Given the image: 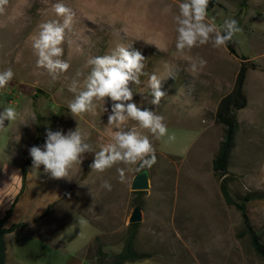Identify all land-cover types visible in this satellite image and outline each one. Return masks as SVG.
I'll return each mask as SVG.
<instances>
[{
	"label": "rangeland",
	"instance_id": "374dc122",
	"mask_svg": "<svg viewBox=\"0 0 264 264\" xmlns=\"http://www.w3.org/2000/svg\"><path fill=\"white\" fill-rule=\"evenodd\" d=\"M214 1L217 5L207 10V17L218 27H222L225 19L237 20L240 31L233 35L232 43L239 57L244 56L249 63L258 66L256 81L251 86H255L257 101L264 102V0H247L245 3L242 0ZM56 2L0 0V70L11 67L15 73L9 85L0 89V110L14 107L20 113L17 120L5 121L6 127L0 128V142H9L11 149L12 143L17 144L20 140L26 143L32 140L34 143L37 135L33 126L43 139L44 127L49 125V121H71L67 107L74 96L68 91L71 77L78 70L88 71L84 66L89 57L110 54L118 44H134L145 56V75L141 76L142 85L135 89L141 93L134 95L133 99L138 105L164 116L168 132L164 137L156 138L147 129L137 128L141 134L149 136L155 149L156 163L140 171L135 170V165L119 163L118 168L127 167L129 170L124 181L120 180L118 173L117 181H112L113 185H118L120 189L122 183L129 185L134 175L146 171L150 188L142 196L147 200L143 204L146 212L143 225L147 229H156L152 222L166 221L177 225L179 215L176 211L181 209L193 212L190 218L198 221H205L211 216L217 219L222 215L228 217L229 224L227 230V224H224L223 233L215 231L214 264H264L252 248L240 213L235 207L220 201L218 181L212 168L225 133V127L216 118L218 106L233 89L240 60L231 55L225 46L214 47L211 43L194 47L191 52L181 55L175 48L174 16L178 12V0H64L75 13L72 27L66 32L62 45L63 58L69 61L71 67L59 79L52 80L44 69L36 66L37 56L30 37L38 33L41 23L51 19L62 20L53 10ZM187 55L204 58L207 61L204 69L191 72ZM152 73L164 80L162 90L166 95L158 105L151 104L150 89L146 87ZM262 102L257 106L246 104L245 108L235 112L234 146L228 164L229 187L233 197L264 188ZM78 119L80 128L84 122L82 118ZM137 123L129 120L126 127ZM68 124L76 127L74 123ZM83 128L86 136L91 134L94 139L95 130ZM175 189H178V201L182 203L196 201L194 196L200 192L214 194L210 200L214 212H211L205 199H197L199 201L193 203L194 207L188 209L168 203L174 200ZM164 199L167 203L158 207L159 201ZM184 224L182 226L188 225ZM128 231L123 232L125 236ZM164 231L160 235L152 234V239L142 242L151 249L178 254L176 259L179 264H186V259L196 251L198 254L200 250L205 251V243H212L198 239L195 231L191 234L181 229L180 239L169 225ZM61 232L72 234L70 237L74 236V232L83 237L88 235L84 220L78 216H74L69 223L67 221ZM112 242L114 246L109 247ZM99 244L98 239L93 241L88 256L94 262L100 256L105 264H110L122 247L123 239H108L102 242L103 245ZM202 256L207 257L205 254Z\"/></svg>",
	"mask_w": 264,
	"mask_h": 264
},
{
	"label": "crops",
	"instance_id": "0c3cea01",
	"mask_svg": "<svg viewBox=\"0 0 264 264\" xmlns=\"http://www.w3.org/2000/svg\"><path fill=\"white\" fill-rule=\"evenodd\" d=\"M255 72V70H251L246 74L244 94L247 106L249 104L257 106L262 102L261 100L260 103L257 101L255 86H251L257 78ZM107 116L106 113H83V115L75 117L69 114L71 121H49V125L47 124L44 127L45 129L51 128L53 131L63 130L67 132L78 127L80 123L78 118H82L84 124L80 126V129L83 132V127L95 130L94 139H92L91 134L86 136V142L92 145L93 150L84 154L81 165L73 167L68 177L69 180L66 178H52L50 174L44 172L43 166L38 171L34 170L31 162L23 181L22 166L29 157V149L34 145L42 146L45 141V137L41 139L38 136L41 133L37 128L35 129V126H33V132L37 135V139H33L36 140L34 143L32 140L28 143L20 140L17 144L12 143L11 149L9 142L7 144L0 142V219L5 217L6 212L12 208L11 214L4 222V228H9L14 224H26L25 227L5 235V264H94V260L88 256L87 252L96 239L99 240V246L108 239L113 241H122L123 239L122 247L115 253V255H118L130 233V224L133 223H129V217L135 206L140 207L142 220H144H141L142 225L141 222L137 223L138 232L134 241V249L138 253L151 254V257L124 264H179L176 259L178 254H169L165 251L151 249L147 243L144 245V242H142L146 239H152V234L165 233L164 230L168 228V225L170 229L175 230L177 235L179 234V239L182 236L180 234L182 229L184 232L186 230L190 231L191 234L195 231L198 239L212 242H204L205 251L200 250L199 254L196 251L189 259H186V264H214L215 231L223 233L224 224H227L226 230L228 229V217L224 218L221 215L214 219L211 216L210 219H205V221H198L190 218L194 215L193 212L190 213L189 210L182 211L181 209L183 207L187 209L194 207L193 203L199 201L197 199H205L204 201L210 205L213 213L214 210L210 200L213 199L214 194L204 195L201 194L202 192L195 194V199H193L196 201L184 202L189 205L186 206L183 205L182 201H178V189H175L174 200H169L168 203L171 202L175 207L179 205L178 207L181 209L176 211L179 215L177 225L174 222L166 221L152 222L156 229L153 227L147 229L143 225L146 218L143 204L147 200L142 196L146 191H137L142 193L134 194V191L131 190V183L129 185L122 183L120 189H118V185H113L112 181H117V165L119 163L103 172H97L90 168L95 152L111 140L110 131L105 125ZM66 123H74L76 127L69 126ZM104 180L110 181L111 190L101 187ZM260 190H264V188H260ZM219 196L222 198L221 193ZM136 201H140L141 204L135 205ZM220 201L225 204L223 198ZM166 203L165 199L161 200L158 207H162ZM247 213L251 226L262 236L264 242V199L250 201L247 204ZM74 216L84 220L87 226V236L83 237L74 232L73 238L70 237L72 234L61 232L63 225L67 221L69 223ZM218 221L220 222L218 223ZM184 223H188V225L182 226L185 225ZM127 229L129 231L125 236L123 232ZM76 239L77 242H75ZM112 245L114 246L113 242L108 246L112 247ZM198 247H201V243L198 244ZM202 254L207 257L202 256Z\"/></svg>",
	"mask_w": 264,
	"mask_h": 264
},
{
	"label": "clouds",
	"instance_id": "9594fccd",
	"mask_svg": "<svg viewBox=\"0 0 264 264\" xmlns=\"http://www.w3.org/2000/svg\"><path fill=\"white\" fill-rule=\"evenodd\" d=\"M177 6L178 12L174 16L175 48L181 55L208 43L214 47L224 46L240 31L235 19H225L222 27L209 21L208 0H178ZM53 10L62 20L51 19L41 23L38 33L30 39L37 56L36 66L44 69L52 80H57L71 67L69 61L63 58L62 45L66 32L72 27L75 13L64 0H57ZM187 59L193 73L203 70L207 64L199 56L187 55ZM144 61V54L134 44H118L110 54L89 57L84 66L88 71H76L68 84V91L74 96L67 107L74 117L98 111L108 113L105 125L110 131L111 140L95 152L90 165L97 172H103L118 163L125 166L135 165L136 171L151 168L156 163L155 149L149 136L141 134L137 128L147 129L156 138L164 137L168 128L164 116L153 109L138 105L133 99L134 95L141 93L135 89L143 83L141 76L145 75ZM14 76L11 67L0 70V89L6 88ZM162 81L164 80L157 74L152 73L146 82L152 105H158L166 95L162 90ZM19 115L14 107L0 110V128L6 127L5 121L17 120ZM129 120L138 123L128 128L126 122ZM92 150V145L86 142V134L79 127L67 132L47 128L44 144L32 146L29 155L32 169L38 171L43 166L44 172L52 178L68 179L73 167L81 165L84 154ZM128 170L127 167L117 168L121 181L126 179ZM101 187L111 190L112 185L110 181L104 180Z\"/></svg>",
	"mask_w": 264,
	"mask_h": 264
},
{
	"label": "trees",
	"instance_id": "16d2710c",
	"mask_svg": "<svg viewBox=\"0 0 264 264\" xmlns=\"http://www.w3.org/2000/svg\"><path fill=\"white\" fill-rule=\"evenodd\" d=\"M243 3L247 0H242ZM217 5L214 0H208L207 10L209 11L213 6ZM231 55H234L240 60L238 72L236 74L235 83L232 91L226 95L220 102L216 114L217 121L225 127V133L220 145L217 156L212 161L213 175L218 181V189L222 195L223 201L228 206H233L240 213L243 220V224L246 228V235L250 239V243L255 254L264 262V242L262 236L258 234L250 225L247 204L253 200L264 199V190L253 191L246 193L242 196L233 197L230 193V181L231 178L228 173V164L231 150L234 146V136L236 127L235 112L245 108L247 104L246 96L244 94V84L246 74L249 70H256L258 66L253 63H249V60L244 56H238L235 50V46L232 43V39L224 45ZM264 70V69H263ZM40 94H44L39 91ZM32 159L29 155L26 162L22 166V179L24 181L28 168L31 165ZM142 192H134V194H140ZM140 201H136L135 205H140ZM12 208H10L5 217L0 219V264L6 262V247H5V235L16 231L19 228H23L26 224H14L9 228H4V222L11 214ZM138 232V224H130V233L124 241L121 252L116 255L114 261L110 264H124L136 262L144 259H149L151 254L138 253L134 249V241ZM104 254H102L103 256ZM94 264H105V260L100 256L94 262Z\"/></svg>",
	"mask_w": 264,
	"mask_h": 264
},
{
	"label": "water",
	"instance_id": "95a60500",
	"mask_svg": "<svg viewBox=\"0 0 264 264\" xmlns=\"http://www.w3.org/2000/svg\"><path fill=\"white\" fill-rule=\"evenodd\" d=\"M150 188L149 177L146 171H141L136 174L131 182V190L147 191ZM142 220L141 210L139 206H135L129 217V223H139Z\"/></svg>",
	"mask_w": 264,
	"mask_h": 264
}]
</instances>
